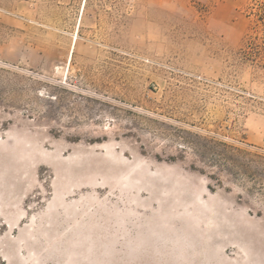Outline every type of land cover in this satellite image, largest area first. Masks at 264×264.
I'll return each instance as SVG.
<instances>
[{
    "label": "rangeland",
    "instance_id": "obj_1",
    "mask_svg": "<svg viewBox=\"0 0 264 264\" xmlns=\"http://www.w3.org/2000/svg\"><path fill=\"white\" fill-rule=\"evenodd\" d=\"M0 264H264V0H0Z\"/></svg>",
    "mask_w": 264,
    "mask_h": 264
},
{
    "label": "trees",
    "instance_id": "obj_2",
    "mask_svg": "<svg viewBox=\"0 0 264 264\" xmlns=\"http://www.w3.org/2000/svg\"><path fill=\"white\" fill-rule=\"evenodd\" d=\"M117 260H119V262H121V263H124V261L126 260V257H125L124 254H122V255H119L118 256V259Z\"/></svg>",
    "mask_w": 264,
    "mask_h": 264
},
{
    "label": "bare ground",
    "instance_id": "obj_3",
    "mask_svg": "<svg viewBox=\"0 0 264 264\" xmlns=\"http://www.w3.org/2000/svg\"><path fill=\"white\" fill-rule=\"evenodd\" d=\"M77 37H78L77 33L73 35V38H74V39H73V42H74V43L76 42Z\"/></svg>",
    "mask_w": 264,
    "mask_h": 264
}]
</instances>
